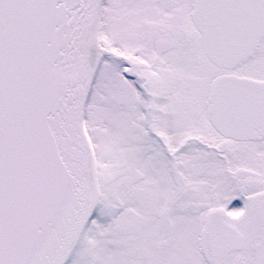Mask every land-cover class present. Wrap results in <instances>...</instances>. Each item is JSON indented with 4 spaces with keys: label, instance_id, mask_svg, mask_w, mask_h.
Here are the masks:
<instances>
[{
    "label": "snow or ice",
    "instance_id": "snow-or-ice-1",
    "mask_svg": "<svg viewBox=\"0 0 264 264\" xmlns=\"http://www.w3.org/2000/svg\"><path fill=\"white\" fill-rule=\"evenodd\" d=\"M0 264H264V0H0Z\"/></svg>",
    "mask_w": 264,
    "mask_h": 264
}]
</instances>
